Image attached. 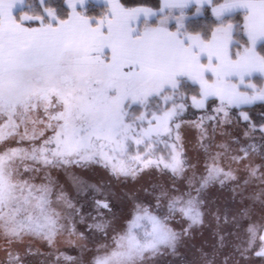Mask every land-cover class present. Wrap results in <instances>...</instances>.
<instances>
[{
  "label": "snow or ice",
  "instance_id": "6c2138e0",
  "mask_svg": "<svg viewBox=\"0 0 264 264\" xmlns=\"http://www.w3.org/2000/svg\"><path fill=\"white\" fill-rule=\"evenodd\" d=\"M257 105L264 0H0V264H164L209 225L214 241L182 264L264 258ZM92 166L120 183L153 169L168 179L144 189L147 202L129 195L118 227L111 185L72 171ZM215 185L243 203L214 207Z\"/></svg>",
  "mask_w": 264,
  "mask_h": 264
},
{
  "label": "rangeland",
  "instance_id": "374dc122",
  "mask_svg": "<svg viewBox=\"0 0 264 264\" xmlns=\"http://www.w3.org/2000/svg\"><path fill=\"white\" fill-rule=\"evenodd\" d=\"M197 112L191 110L186 114V118H192ZM191 142V143H190ZM194 144V145H192ZM190 146V147H189ZM184 147L187 156L192 160L193 163H196L197 160H200L202 163V153L199 152L195 146V136L194 133L189 130H184ZM75 173L83 175L92 183H103L105 185H111V190L114 193L113 196V211L116 214V226H120L123 222V218L126 217L131 209V202L128 199V196L135 193L136 196L147 202L149 197L144 191L145 188H148L153 183H165L168 179L167 176H161L155 169L151 170L149 173L143 174L136 181L129 180L127 183L117 182L110 174L100 166H92L88 169H73ZM55 178L65 186L68 190L70 198L73 199V202L77 201L78 206L82 204L84 206L85 212L92 211L91 200L87 198V193H80L77 195L75 188L71 185L70 175H66L64 172L54 173ZM233 192L229 188H220L219 185L212 186L208 189V199L210 203L221 209L235 210V208L241 205L243 202L237 196L233 199ZM230 200L226 202L227 200ZM250 203V202H249ZM254 211L257 215L260 213V206L257 204L254 208ZM93 215L95 213L93 212ZM213 227L211 225L206 226L203 230H198L194 233V238L189 242L186 249H181V257H166L164 264H182V257L187 256L189 259L192 258V251L194 248H199L201 245L208 247L213 241L214 237L212 236ZM209 239H212L209 241ZM228 251L231 250L230 246L227 248ZM62 250L68 251L71 255H78L77 251L68 249L62 246ZM2 255V254H0ZM87 254H84V259L86 260ZM223 260V257H220ZM236 259L239 260L237 256ZM241 264H244L242 261ZM249 264H264V258H253L249 257Z\"/></svg>",
  "mask_w": 264,
  "mask_h": 264
},
{
  "label": "trees",
  "instance_id": "16d2710c",
  "mask_svg": "<svg viewBox=\"0 0 264 264\" xmlns=\"http://www.w3.org/2000/svg\"><path fill=\"white\" fill-rule=\"evenodd\" d=\"M127 2L129 4H132V5H135V4H138V3H145L146 5L152 6V7H156L159 4V0H127ZM250 114H251L253 120L259 121L261 119L262 114H264V106L257 105L256 107H254L251 110ZM198 115H200L199 112H197L192 118H188V120L195 119V117L198 116ZM185 119H187V118L185 117ZM192 145H194V144H192ZM228 201H230V200L228 199L226 202H228ZM211 240L212 239H209V241H211ZM226 251H228V249H226ZM253 258H258V257L253 255Z\"/></svg>",
  "mask_w": 264,
  "mask_h": 264
}]
</instances>
